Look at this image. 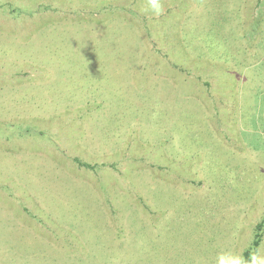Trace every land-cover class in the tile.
<instances>
[{
    "label": "rangeland",
    "instance_id": "rangeland-1",
    "mask_svg": "<svg viewBox=\"0 0 264 264\" xmlns=\"http://www.w3.org/2000/svg\"><path fill=\"white\" fill-rule=\"evenodd\" d=\"M161 4L0 0V264L244 259L264 0Z\"/></svg>",
    "mask_w": 264,
    "mask_h": 264
},
{
    "label": "clouds",
    "instance_id": "clouds-1",
    "mask_svg": "<svg viewBox=\"0 0 264 264\" xmlns=\"http://www.w3.org/2000/svg\"><path fill=\"white\" fill-rule=\"evenodd\" d=\"M150 8L154 15H160L162 13L161 0H149ZM218 264H249L242 256H230L227 259L221 256L218 260ZM250 264H264V258L256 254L251 255Z\"/></svg>",
    "mask_w": 264,
    "mask_h": 264
},
{
    "label": "trees",
    "instance_id": "trees-1",
    "mask_svg": "<svg viewBox=\"0 0 264 264\" xmlns=\"http://www.w3.org/2000/svg\"><path fill=\"white\" fill-rule=\"evenodd\" d=\"M263 223H264V220L256 225V230L257 231H256V234H255V238H254V240L252 242V246L249 247L244 252V259H245L246 262H250V260H251V256L250 255H252V253H255V251L257 249V246L259 245V242H260L261 236H262L260 231H261V226L263 225Z\"/></svg>",
    "mask_w": 264,
    "mask_h": 264
}]
</instances>
